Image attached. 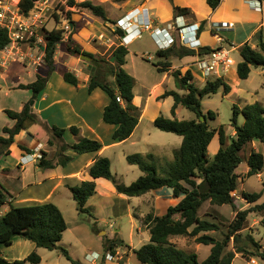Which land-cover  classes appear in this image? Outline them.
<instances>
[{"label": "trees", "instance_id": "obj_1", "mask_svg": "<svg viewBox=\"0 0 264 264\" xmlns=\"http://www.w3.org/2000/svg\"><path fill=\"white\" fill-rule=\"evenodd\" d=\"M35 1L37 0H21L22 13L28 14L33 9ZM110 1L122 3L127 0ZM207 3L215 10L221 0H207ZM73 8L85 10L105 23H111L114 26L117 24L108 17L104 5L95 3L93 0H65L62 11L71 16L74 13L71 11ZM174 11L177 15H191V10L188 8L174 6ZM76 14L77 12L74 13V15ZM56 18L61 22L57 16ZM69 20L74 26L76 25L72 17ZM44 31L46 41L44 60L48 65V72L46 76L38 74L33 83L20 86L22 89H29L33 92L31 101L26 103L22 110H6L8 116L15 121L12 127H4V136L0 135V148L6 154L15 144V137L23 130H27L37 138L43 137L42 124L33 112L31 102L35 101L45 90L49 76L55 71L54 57L57 48L64 41L63 29ZM74 32L75 27L66 42L67 52L77 58L83 54L92 57L90 62L92 75L88 90L91 93L95 89L101 88L108 94L110 101L104 110V122L116 126L112 135L113 142L125 141L132 136L141 117L139 108L133 104L135 79L124 69L129 51L127 47L117 46L112 51L113 62L110 59H98L73 41ZM112 32L118 36L124 34L121 28ZM9 43L8 31L0 28V51L4 50ZM213 51L214 49L208 46L201 47L198 51L186 48L182 46L180 39L176 38L170 48L157 52L156 55L161 60L154 65L160 72H166L171 69L172 59L175 57L184 58L197 54L205 56ZM240 55L242 61L237 66V72L241 80H247L252 68H264V40L261 41L258 48H253L249 44L243 45ZM172 75L177 88L184 93L167 91L160 97L161 99L170 96L174 98L171 110L173 117L160 116L156 118L154 125L163 132L182 137L183 141L175 154V160L162 166L157 163V158L153 153L127 155V162L130 165L138 166L143 172V175L130 185L117 180L112 172L111 161L107 157L96 159L90 168V175L94 179L110 180L114 183L119 194L129 198L142 197L152 191L168 187L173 190L174 197L180 199L178 204L169 207L164 215L149 213L141 218L144 227L150 233V241L139 249L133 250L141 264H234L237 254H241L247 260H251L255 256L264 260L263 245L252 234H242L249 215L253 212H264V201L259 203L263 195L257 192L243 191L241 197L252 205L246 210L237 207L235 196L239 180L242 178L238 173L244 161L241 153L247 145L254 141L259 142L262 149L259 151L253 149L246 158L248 172L244 178L264 173V107L260 102L246 104L244 107L235 105L230 124L235 135H228L223 125L217 129H211L208 117L215 119L216 113L209 111L205 114L202 110V100L216 94L221 88H223L224 95L230 94L232 91L230 84L224 78L219 77L209 80L203 88H199L194 84L190 71L183 74L180 70H175ZM110 77L113 78V82H110ZM64 79L74 86H78L80 83L72 72H65ZM118 97L124 101L123 104L118 102ZM179 105L195 113L197 119H178L176 109ZM241 115L244 116L243 124L239 123ZM201 117H204L205 121H202ZM67 131L75 136L80 134V129L76 126L69 129L53 126L51 129L56 139H63ZM217 135L221 148L210 165L208 148ZM48 143L53 145L52 140H49ZM19 147L27 152H32L25 146L20 145ZM102 147L103 144L96 139L80 138L75 144L62 146V154L56 165L66 166L72 161V156L65 155L67 151L77 154L94 153L100 151ZM38 165L45 170L56 167L53 161L46 159L45 152L42 153ZM70 190L78 212L92 215L87 203L97 193L95 181H84L77 186L70 187ZM8 199V192L0 185V264H40L42 262V257L35 251L24 259L9 260L4 257L1 247L12 246L16 237L31 241L38 249L49 251L60 249L73 264H83L75 260L67 249L61 247L60 243L68 229V223L56 204L45 202L29 206H15ZM206 202L212 206L231 207L235 212V217L228 224L227 231L222 233V238L214 235L221 231V223L200 216V210ZM7 205L9 206L8 210L3 212V208ZM260 224L264 228V216ZM174 237H185L193 243L210 246V255L204 261H200L195 251L179 248L173 242ZM124 244V241L120 239L109 240L106 249L113 252ZM127 248L130 249L131 246L127 245Z\"/></svg>", "mask_w": 264, "mask_h": 264}, {"label": "crops", "instance_id": "obj_2", "mask_svg": "<svg viewBox=\"0 0 264 264\" xmlns=\"http://www.w3.org/2000/svg\"><path fill=\"white\" fill-rule=\"evenodd\" d=\"M205 1L207 3V0ZM259 1L262 4L261 9H256L254 5L251 4L250 0H222L220 5L215 10L209 5V7L197 5L193 0H127L122 3H115L117 4L115 6L118 7L117 10L119 13L115 15L117 20H113L114 22H117L120 18L133 12L134 10H138L139 13L143 15L144 19L150 15V21L154 28L161 30V33L158 36H154V31L152 30L144 32V34L148 32L155 43L156 49L153 53L148 50L141 51L138 48H132L134 43L140 39L134 40L129 46H127L129 53L126 57L124 69L135 79L133 104L139 108L141 117L140 122L132 136L122 142H113L112 135L116 126L107 124L103 119L104 110L110 101L108 94L101 88H97L91 93L88 90L90 77L92 75V66L90 65V62L82 61L80 58L72 56L68 52H63L61 53L62 55H60V52L58 51V49H60L59 45L54 57L55 71L49 76L45 90L38 96L32 106L33 112L37 115L40 123L42 124V129L44 130L43 137L37 138L32 136L27 130H23L15 137V144L9 149V153L6 154L3 150L2 155H0V185L8 192V201L15 206H29L38 203L52 202L62 211L63 209L58 205V201L60 199L62 201V196H69L64 195V190L71 192L70 187L77 186L84 181H95L97 185V193L92 198L98 199L101 204L112 206V208H114L113 214H118L116 210L117 206L110 200V198H114L119 202L130 205L133 202L132 199H135V197L130 199L125 195L119 194L114 183L108 179H94L90 175V168L97 158L107 157L111 161L113 174L117 180L121 178V183L130 185L143 175V172L138 166L130 165L129 163V166L124 167V173H117L114 170V163L110 154H112L111 152L116 153L118 148H120L123 150V153H121L122 155L119 153V159L123 158L127 161V155L138 152L132 148L139 142H143V144L148 145L151 143L152 138L160 136V134L153 132L151 128L147 129L141 127L150 113L149 122L153 124L156 118L160 116H165L167 118L173 117L172 115H164L163 107L166 102L170 101L172 98L173 101L170 109L172 110L174 98L172 96L165 99L160 98L167 91H178L181 94L184 93V91L178 90L172 72L180 70L183 74H185L190 71L193 75L194 84L199 88H203L209 80H215L219 77L228 81L230 80L227 77L228 75L233 79L235 84H239L241 80L237 72V66L242 60L237 63L236 68H233L232 66L227 70H221L218 74L213 75L215 77L212 79V76L206 78L204 73L200 70L197 61L202 55L199 54L184 58L175 57L172 59L171 69L166 72H160L154 63L161 60L157 57V52L161 50V47L168 45V42L166 41L168 38L165 37V35L169 33L175 38H179L175 28L171 29L170 25L175 24V19L177 17H184V19L178 20L179 24L185 22L188 25H199L200 29L198 31V38L200 39L201 47L208 46L212 49H216L219 47H226V42H229V45L232 43L236 44L239 52L241 47L245 44H249L253 48H258L261 41L264 40V0ZM98 4L104 5L107 11L106 3ZM174 6L190 9L191 15H177L174 11ZM107 15L111 19L108 11ZM141 15L140 17H142ZM77 16L79 15L77 14ZM152 17L154 19H152ZM96 18L99 20L74 21L75 23L79 22L81 25L84 24L88 27L91 32L89 40L93 37H97L96 41L99 42L98 36L105 33L107 38L104 45H106L108 47L107 50H109L114 46V44L119 43V36L112 33V38H108L105 30L110 27V23H105L102 19L98 17ZM222 22L234 23L235 27L233 29L220 30L218 27ZM74 27L76 31V25ZM44 28L45 30L51 31L48 26ZM115 28L116 27L112 25L113 31H115ZM221 32H224V36L219 34ZM219 38L222 40L220 41ZM80 46L84 51L94 54L96 58H98V55L101 54L99 47L94 46L91 41H87L84 46ZM28 51L29 49L26 46H23L20 50H16L11 55H8L4 51H0L1 136H4V127H12L15 124V121H13L6 113V110L20 111L26 103L31 101L33 97V92L31 90L22 89L20 86L31 84L36 81L38 74L46 76L48 72V66L42 68L44 63L43 61L38 64H34L33 60H28L25 63L23 62V54ZM60 58H64L66 60L64 63L66 71H60L58 69V62ZM65 72L74 73L80 81L79 85L74 86L66 82L64 79ZM222 72H226L227 76H221ZM195 76H200L203 86H198L195 83ZM255 102L256 101L252 103ZM178 109L179 108L176 109V117ZM53 126L66 129L76 126L80 129V134L75 136L70 131H67L63 139H56L51 132ZM228 135L234 136L235 133L232 132ZM83 137L100 141L103 144L102 149L98 152L84 154L67 151L65 155L72 156V161L66 166L56 165L62 154V146L66 144H75ZM169 139L172 140L174 138L170 137ZM49 140H52L53 145H49ZM182 141L183 139L181 137V139L177 142L179 148L173 151H143L140 154L153 153L159 160L160 165H166L167 163L175 160V154L177 150L180 149ZM252 144L259 145V149L255 148L256 151L262 149L259 142L254 141ZM20 145L25 146L32 152H27L21 149L19 147ZM163 146H165V144H163ZM37 152H40L41 154L45 152L46 159L53 161L56 167L46 170L40 168L38 165L39 161L31 160L28 156L37 154ZM24 157L26 158L25 160L23 159ZM247 172L248 165L245 167V172L242 174L245 175ZM238 173L241 175L239 170ZM262 175L263 173L254 177L259 179V177L262 178ZM126 178H129L130 181H124ZM245 181L246 178H244V183ZM244 183L242 182V187L240 189L241 192L247 191L243 187ZM139 198L142 200H137L135 202L136 206H134L133 211H130V207H127L125 212H127L129 216L132 215L140 220L142 232L145 231L149 235L147 237L148 243L150 241V233L149 230L144 227L141 218L149 213H154L159 216L164 215L166 214L168 208L178 204L180 199L175 198L173 190L168 187L152 191ZM237 200H240V197L236 198V203H238ZM227 207L228 206H222L219 208ZM8 208V205L5 206L6 211ZM256 215L257 217L255 222L260 223L262 217L264 216V212H258ZM233 216H235L234 212L231 214V217ZM231 217L230 219L233 220L234 217L233 219ZM143 227L145 229H143ZM95 231H98L97 235L99 236H107L108 234L106 230L100 229L98 225H96ZM115 231L116 236L114 239L111 238V240H123L125 247L121 246L111 252L108 251L105 246L103 259L98 257L100 256L99 252H89L86 250L87 253L84 257L85 261L80 262L83 264H134L133 257H136V255L133 250L136 249V247L131 246L130 249L127 248L128 244L126 240L119 236L121 230L117 228ZM16 238L14 242L16 241ZM180 238L182 237L173 238V242H175L179 248L193 250L198 254V251L201 250V246H204L209 247L210 250L208 251L211 252L210 246L196 244L191 241H188V243L185 244V247L184 245L181 246ZM19 243L23 242L20 241ZM79 243L83 244L80 240ZM193 244H195L196 247H192ZM84 248L86 249L88 247L85 246ZM38 253L41 255L40 251H38ZM87 256H89V258H87ZM106 256L112 257L113 260H107ZM239 257L244 258L241 254H237L234 259V264ZM94 258L97 259L93 260ZM104 260H106V262L103 263ZM42 262L40 264H42Z\"/></svg>", "mask_w": 264, "mask_h": 264}, {"label": "rangeland", "instance_id": "obj_3", "mask_svg": "<svg viewBox=\"0 0 264 264\" xmlns=\"http://www.w3.org/2000/svg\"><path fill=\"white\" fill-rule=\"evenodd\" d=\"M77 1H85V0H77ZM95 3H106L108 14L111 16L112 20H117L115 15L119 13L117 10V4L112 3L110 0H93ZM197 5H200L202 7L208 6L205 0H193ZM65 5V0H49V9L46 11V14L42 17V20H44V27H47L51 30L53 29H62L64 26V21L69 20V18L72 17L73 20H99L89 12L85 10L80 9H71L72 12L79 15L77 16L71 15L68 16V13H63L62 6ZM209 7V6H208ZM56 16L59 18L61 22L58 21ZM152 19H154L152 17ZM87 22V21H86ZM92 23V22H91ZM110 27H108L105 32L108 35V38H112V24H109ZM76 31L73 33V41L77 43L78 45L84 46L87 41H91V43L94 46L99 47V51L101 54L98 55V59H105V60H111L112 51L117 46L114 45L111 49L107 50V46L104 45L106 38L104 40H97V37H93L91 40V32L89 31L88 27H86L84 24L81 25L79 22H76ZM105 35V33H103ZM221 36H224V32L219 33ZM71 36V33H64V41L60 43V49L58 51L61 53L66 52V42L68 40V37ZM106 36V35H105ZM45 37L43 45H45ZM227 44V45H226ZM226 47H229V42H226ZM134 49L139 50H148L151 53L154 52L155 43L153 39L151 38L150 34L147 32L143 34V38L140 40H137L134 43V46H132ZM232 57L236 61V64L233 66V68H236L237 63L242 60V57L240 55L239 51H235L232 54ZM64 58H60L58 62V69L60 71H66V66H64L65 63ZM86 61V60H82ZM48 66L45 62L43 63L42 68H45ZM221 76H227L226 72H222ZM215 76H212L213 79ZM230 80L227 82L230 84V86L233 88V91L228 94L224 95L223 88H221L216 94L205 97L202 100V110L207 114L209 111H213L216 113L215 119H210L208 117V123L211 127V129H217L220 126H224L227 133L231 134L232 132L235 133V131L230 126L231 124V118L233 117V110L234 106H240L243 107L248 103H252L254 101L260 102L264 107V69L261 67L258 68H252V73L250 77L247 80H240L239 84H235L233 79L228 75L227 76ZM196 81L195 83L198 86H203L200 76H195ZM210 78V79H211ZM110 82H113V78H109ZM179 90V89H178ZM173 99L171 98L170 101H167L166 104L163 107V113L166 116H171V105H172ZM177 111V117L179 119L184 120H194L197 119L195 113L191 112L190 110L186 109L183 106H179ZM151 114V113H150ZM149 116L145 119L144 123L142 124L141 128H151L153 132H156L160 134L157 138H152L150 144H143V142H139L136 146H134L132 149L136 152L135 154H140L143 151H166L170 150L173 151L175 149H178V140L181 139L180 136L173 134V133H166L163 131H160L155 127L153 123L149 122ZM202 120V119H201ZM204 121V120H202ZM239 123H244V116L241 115L239 118ZM166 137V138H165ZM170 137H173L174 139H169ZM165 144V146H163ZM221 148V144L219 141V136H216L215 139L212 141L211 145L208 148V157H209V164L211 165L215 159L216 154L218 153L219 149ZM259 149V145L256 144H250L245 147V149L242 151L241 155L244 159V162L240 166L239 172H241L242 179L239 180V186L238 190L235 193V196L240 197V200H237L238 203L237 207L241 210H246L247 208H250L251 206L248 205L247 201L241 197V187L242 182L244 183V176L242 173L245 172L246 165V158L249 156L250 152L253 149ZM1 150V149H0ZM178 151V150H177ZM110 154L112 161L114 163V170L117 173H124V167L129 166L128 162L121 158L119 159L118 155L119 153H123V150L118 148L116 153L111 152ZM177 153V152H176ZM122 155V154H121ZM157 163L160 165L159 160L157 159ZM162 166H165L163 164ZM119 181L121 180L118 179ZM124 181L129 182V178H126ZM121 182V181H120ZM128 185V184H126ZM245 190L248 192H257L261 193L262 199L259 202L264 201V173L262 175V178L259 177H251L246 178V181L243 185ZM64 195H69L68 197L62 196L61 199L58 201V205L62 207V212L64 213L66 217V221L68 223L69 229L64 233L63 240L61 242V247L67 249L70 253V255L78 261H85L84 257L87 253L86 250L90 251H97L100 253V258L103 259L105 254V246L107 245L108 241L111 240V238L114 239L116 236L115 229H120L121 233L119 236L122 239H125L127 244L133 247H136V249H139L144 244L147 243V237L149 236L148 233L145 231L142 232L141 230V224L140 220L137 217H133L132 215L129 216L127 212H125V209L127 207H130V211H133L134 206H136V201H140L139 197H135V199H132L133 202L128 205L127 203L119 202L118 200L114 198H110L112 202H114L117 206L116 210L118 214H113L114 208L112 206H107L104 204H101L98 199L91 198L89 200V203L87 204V207L89 208L92 215H89L87 213H79L76 210V203L73 200L72 193L64 190ZM236 197V198H237ZM143 207V206H142ZM143 209V208H142ZM3 212H6L5 207L3 208ZM232 212L234 210L230 207L227 208H219L217 206H212L209 202H206L203 207L200 210V216L203 218H206L210 221L221 223V231L214 233V235L218 238H222V233L227 231L228 224L232 221L230 219ZM235 213V212H234ZM258 213V212H257ZM257 213L253 212L249 215L248 221L246 223L245 229L242 232L243 235L250 233L252 234L257 241H259L264 246V228L261 226L260 223H256V217ZM235 217V216H233ZM233 217H231L233 219ZM96 225L99 226L100 229L106 230L108 232L107 236H99L97 235V232L95 231ZM252 227V228H251ZM143 229H145L143 227ZM79 240L82 241L83 244L79 243ZM23 243H19V242ZM188 241H191L187 238H180V245L185 247V244L188 243ZM125 245V244H124ZM123 245V246H124ZM87 246L88 248H84ZM125 247V246H124ZM192 247H196L195 244L192 245ZM1 251L4 257L7 259H24L27 256H29L32 252L40 251L43 262L42 264H73L71 261H69L63 254V252L60 249H56L54 251H49L47 249H38L34 243L31 241L25 240L21 237L16 238V241L13 243L12 246L6 247L2 246ZM128 250V249H127ZM210 250L209 247L201 246V250L198 251L199 260L204 261L207 256L209 255L208 251ZM39 254V253H38ZM40 255V254H39ZM40 255V256H41ZM107 260H113L112 257H107ZM257 261L258 264H264V260L261 257L255 256L253 257ZM134 264H141L136 257H133ZM87 262V261H86ZM106 262V260L103 261V263ZM235 264H249L247 260H245L242 257H239Z\"/></svg>", "mask_w": 264, "mask_h": 264}, {"label": "built area", "instance_id": "obj_4", "mask_svg": "<svg viewBox=\"0 0 264 264\" xmlns=\"http://www.w3.org/2000/svg\"><path fill=\"white\" fill-rule=\"evenodd\" d=\"M222 1V0H221ZM21 0H0V28L6 29L9 34L10 43L5 47L4 52L8 55L13 54L16 50H20L23 46H26L29 51L23 54V62L33 60L34 64L45 62L44 51L41 50L40 46H43L44 42V20L42 17L46 14L49 9V0H37L34 3L33 9L28 13H22L20 8ZM251 4L256 9H261L262 4L259 0H250ZM138 10L126 14L120 18L116 23L115 27L121 28L124 31L122 36H119V43L114 44L116 46H129L134 40L141 39L144 32L148 30L154 31V36H158L161 33L160 29H155L151 23L150 15L146 19L140 17ZM146 17V15H145ZM184 19V17H177L174 25H170L171 29L176 30L180 43L182 46L198 51L201 47L200 39L198 38L199 25H188L183 22L178 23V20ZM148 20V21H145ZM234 23L222 22L218 29H233ZM64 33H72L74 26L66 20L62 28ZM194 29V30H193ZM168 39L167 46L161 47L162 49L170 48L174 42L175 37L171 34L165 35ZM106 36L101 34L98 36L99 40H104ZM221 41L222 39L219 38ZM238 51V46L234 43L230 44L229 47H219L214 51L205 56H201L198 59L197 64L200 70L204 73L206 78L218 74L221 70H227L236 64V61L232 57L233 52ZM118 102L121 104L124 101L118 97ZM31 160L39 161L42 158V154L37 152L34 155H28ZM26 159L25 157L23 158ZM99 257V256H98ZM89 258V256H87ZM94 258L93 260H96ZM249 264H258L255 259L248 260Z\"/></svg>", "mask_w": 264, "mask_h": 264}, {"label": "water", "instance_id": "obj_5", "mask_svg": "<svg viewBox=\"0 0 264 264\" xmlns=\"http://www.w3.org/2000/svg\"><path fill=\"white\" fill-rule=\"evenodd\" d=\"M115 30H117V27L115 28ZM40 48H41L42 51H44V49H45L44 46H40ZM80 59L81 60H86L88 62H91L92 61V57L91 56H88V55H85V54L81 55ZM113 61H114V58L112 59V62ZM33 105H34V101L31 102V106H33ZM201 119L205 121V118L204 117H201ZM2 153H3V149L0 150V155H2Z\"/></svg>", "mask_w": 264, "mask_h": 264}]
</instances>
